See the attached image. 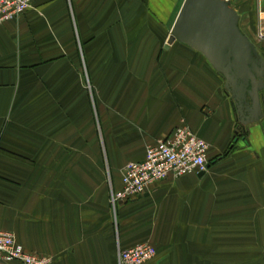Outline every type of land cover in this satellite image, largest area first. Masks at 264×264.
Wrapping results in <instances>:
<instances>
[{"label": "crops", "instance_id": "obj_1", "mask_svg": "<svg viewBox=\"0 0 264 264\" xmlns=\"http://www.w3.org/2000/svg\"><path fill=\"white\" fill-rule=\"evenodd\" d=\"M183 1L33 0L0 24V230L24 250L117 264L119 249L149 243L151 264H264V113L240 125L205 58L167 45ZM229 1L264 57V0ZM81 78L94 87L82 130L64 113ZM261 99L264 109V89ZM181 124L208 145L206 171L154 184L114 214L124 165ZM105 169L117 186L88 182Z\"/></svg>", "mask_w": 264, "mask_h": 264}, {"label": "water", "instance_id": "obj_2", "mask_svg": "<svg viewBox=\"0 0 264 264\" xmlns=\"http://www.w3.org/2000/svg\"><path fill=\"white\" fill-rule=\"evenodd\" d=\"M239 19L229 0H184L167 45L178 41L205 58L223 79L236 120L244 126L263 118L264 57L241 31Z\"/></svg>", "mask_w": 264, "mask_h": 264}, {"label": "built area", "instance_id": "obj_3", "mask_svg": "<svg viewBox=\"0 0 264 264\" xmlns=\"http://www.w3.org/2000/svg\"><path fill=\"white\" fill-rule=\"evenodd\" d=\"M33 0H0V24L24 14ZM208 145L186 124L174 128L164 139L146 147L144 158L128 162L121 172V187L111 189L110 205L115 211L120 202L139 197L161 181L188 174H200L207 167ZM155 255L148 243L118 250L117 264H144ZM18 261L20 264H47L46 260L26 253L14 236L0 230V263Z\"/></svg>", "mask_w": 264, "mask_h": 264}, {"label": "rangeland", "instance_id": "obj_4", "mask_svg": "<svg viewBox=\"0 0 264 264\" xmlns=\"http://www.w3.org/2000/svg\"><path fill=\"white\" fill-rule=\"evenodd\" d=\"M257 41L262 43V45L264 44V33H260L258 35ZM80 70L82 71V60H80ZM71 82H72V86L73 87L74 86H76V87L80 86L81 89H82V86H83L82 90H84L83 92H84L85 96L82 95V93L79 94L76 91V88L72 87V92H71V96H70V98H71L70 105L67 108V111L64 112L66 114L65 115V119L70 122V126H71L72 129L80 128L82 130V104L89 103V106H90L91 109L94 106V97H93L94 87H93V82L91 80L87 79V78H83V79L81 78V79H77V80L76 79H71ZM222 83H223V79H222ZM73 136H75V135L72 134L71 137H73ZM77 139H78L77 137H73V138H71V142L73 143L74 140H77ZM81 139H82V137H81ZM148 146H150V145H148ZM104 172H105V174H104L103 180L101 182H100V180H98L99 176L97 177L98 179H95V177L94 178L93 177H87L88 182L90 183V182L93 181L94 185H95V183H96L95 181L97 180V186H110V187L111 186H117L114 183L115 181L111 180L110 175L108 173L109 170L105 169ZM121 172H122V170H121ZM169 178H171V177H169ZM173 179H176V178H173ZM88 182H87V186H89ZM120 183H121V177H120ZM85 185L86 184L82 181V186H85ZM120 186H121V184H120ZM118 190H115V191H118ZM109 205H110V195H109ZM110 207H111V205H110ZM116 209H117V206L115 208V211H116ZM111 210L115 214V211L112 208H111ZM140 244H142V243H140ZM22 249L24 250L23 247H22ZM120 250H123V249H120ZM24 251L26 253L30 254V255H33V256H36V257H39V258H43V259L46 260L47 264H51V259L49 257L41 256V255H38V254H35V253H31V252H28L26 250H24ZM155 258H156V250H155V255L148 262H146L144 264H151L155 260ZM12 262H16V263L20 264L18 261H12ZM12 262H1L0 264H2V263H12Z\"/></svg>", "mask_w": 264, "mask_h": 264}]
</instances>
